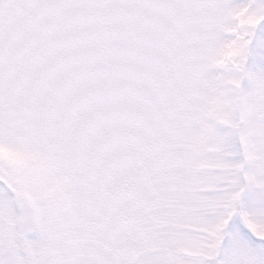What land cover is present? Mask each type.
<instances>
[{"label":"snow or ice","instance_id":"6c2138e0","mask_svg":"<svg viewBox=\"0 0 264 264\" xmlns=\"http://www.w3.org/2000/svg\"><path fill=\"white\" fill-rule=\"evenodd\" d=\"M0 264H264V0H0Z\"/></svg>","mask_w":264,"mask_h":264}]
</instances>
